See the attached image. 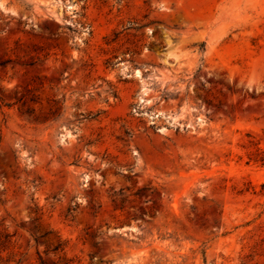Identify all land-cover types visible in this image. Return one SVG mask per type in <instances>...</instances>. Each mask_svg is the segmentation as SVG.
I'll return each instance as SVG.
<instances>
[{"label":"rangeland","instance_id":"1","mask_svg":"<svg viewBox=\"0 0 264 264\" xmlns=\"http://www.w3.org/2000/svg\"><path fill=\"white\" fill-rule=\"evenodd\" d=\"M0 264H264V0H0Z\"/></svg>","mask_w":264,"mask_h":264}]
</instances>
